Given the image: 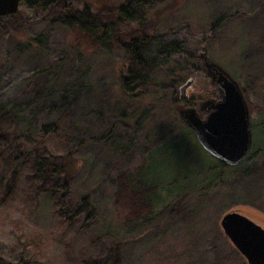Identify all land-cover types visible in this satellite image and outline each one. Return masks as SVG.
Returning a JSON list of instances; mask_svg holds the SVG:
<instances>
[{
    "label": "rangeland",
    "instance_id": "1",
    "mask_svg": "<svg viewBox=\"0 0 264 264\" xmlns=\"http://www.w3.org/2000/svg\"><path fill=\"white\" fill-rule=\"evenodd\" d=\"M63 2L116 23L128 0ZM19 6L21 28L0 25V144L16 141L22 153L10 166L17 167V186L0 219L24 220L29 247L0 230L3 263L84 264L96 258L114 264L108 252L118 245L119 264H248L220 221L239 211L264 230V0L135 4L146 31L181 44L182 52L156 61L151 85L131 96L121 89L125 53ZM139 23L122 25L134 31ZM203 55L257 107L248 104L252 146L238 166L204 151L178 113L194 109L202 116L205 104L220 100ZM189 81L181 99L179 91ZM45 125H56L55 132L43 135ZM40 147L68 166L73 201L90 197L91 225L62 221L53 200L36 192L41 180L33 178L30 164L19 167L27 152ZM121 174L140 176L158 188L146 217L118 215L114 203Z\"/></svg>",
    "mask_w": 264,
    "mask_h": 264
},
{
    "label": "trees",
    "instance_id": "2",
    "mask_svg": "<svg viewBox=\"0 0 264 264\" xmlns=\"http://www.w3.org/2000/svg\"><path fill=\"white\" fill-rule=\"evenodd\" d=\"M143 5L144 0H128L127 5L121 6L118 10L120 19H115L104 14L93 13L89 8L83 10H73L65 6L63 0H21V6L34 11L43 16H51L54 24L78 29L84 36L91 38L94 42H100L106 49L121 50L127 56L126 75L121 80V89L125 95L131 96L138 90H146L151 85V74L155 69L156 61L164 60L168 56L178 55L182 52V45L173 41H168L165 37L155 38L148 31L142 16L136 12L135 4ZM64 12V13H62ZM104 13V11H103ZM106 13V11H105ZM20 11L16 15L7 16L3 19L2 27L19 30L24 22L21 19ZM137 22L138 29L134 31H124V23ZM123 23V25H122ZM149 29V28H148ZM243 90V89H242ZM246 97V95H245ZM247 99V97H246ZM178 102V100H176ZM252 109L257 107L248 103ZM261 110V109H258ZM257 110V111H258ZM56 125H45L42 127L43 135H50L55 132ZM2 142L0 147V209L11 202L16 190L17 167L11 169L12 162L21 156V145H6ZM6 146V147H5ZM4 154V156H2ZM30 164L32 176L36 180H41V184L36 186V192H44L49 196L57 207L56 211L62 221L68 222L70 226L83 223L84 226L91 225L95 211L89 196L82 197L78 202L73 201L71 194V175L69 168L63 164L62 157L55 156L46 151L45 147L36 148L33 153L27 152V157L19 167ZM5 167L6 171L2 168ZM158 188L147 185L138 176L132 178L130 175L121 174L116 179L115 207L119 209L118 215L127 211L125 219H142L152 212L151 195ZM116 208V209H117ZM121 216V215H120ZM24 220L13 218L0 219V230H5L13 236L14 240L28 248L23 232ZM83 227V226H82ZM23 240V241H22ZM25 241V242H24ZM31 245L39 247L35 240ZM114 264H119L120 254L118 245L109 250ZM84 264H106L104 260L88 259ZM0 264L3 263L0 259ZM9 264V263H8ZM22 264L24 262L22 261ZM26 264H29L27 261Z\"/></svg>",
    "mask_w": 264,
    "mask_h": 264
},
{
    "label": "water",
    "instance_id": "3",
    "mask_svg": "<svg viewBox=\"0 0 264 264\" xmlns=\"http://www.w3.org/2000/svg\"><path fill=\"white\" fill-rule=\"evenodd\" d=\"M21 0H0V18L16 15ZM205 66L212 83L220 94L218 102L202 107L208 112L202 120L194 109L178 113L194 134L197 142L211 157L229 165L238 166L247 158L252 146L249 107L239 84L227 72L206 61ZM192 81L181 88V99ZM220 226L248 264H264V230L239 211L226 213Z\"/></svg>",
    "mask_w": 264,
    "mask_h": 264
},
{
    "label": "flooded vegetation",
    "instance_id": "4",
    "mask_svg": "<svg viewBox=\"0 0 264 264\" xmlns=\"http://www.w3.org/2000/svg\"><path fill=\"white\" fill-rule=\"evenodd\" d=\"M204 56V55H203ZM203 56H202V58H203ZM203 60L205 61V58H203ZM206 61H207V59H206ZM215 88L217 89V87L215 86ZM217 91H218V89H217ZM200 112H202L204 115H202L201 116V114L199 115V117L202 119V120H205L206 118H207V116H208V112H205V111H200ZM194 135V134H193ZM195 137V136H194ZM196 139V138H195ZM221 162V161H220ZM223 163V162H222ZM223 164H225V163H223ZM225 165H227V164H225Z\"/></svg>",
    "mask_w": 264,
    "mask_h": 264
}]
</instances>
